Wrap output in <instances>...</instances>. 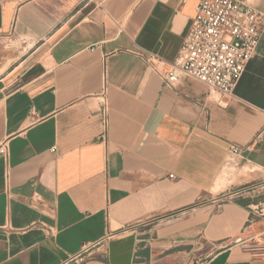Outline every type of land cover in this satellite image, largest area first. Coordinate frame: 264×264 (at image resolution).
<instances>
[{
	"label": "crops",
	"instance_id": "1",
	"mask_svg": "<svg viewBox=\"0 0 264 264\" xmlns=\"http://www.w3.org/2000/svg\"><path fill=\"white\" fill-rule=\"evenodd\" d=\"M198 3L0 0V36L27 47L0 73V264H264L247 193L264 184V38L227 106L147 62L169 68Z\"/></svg>",
	"mask_w": 264,
	"mask_h": 264
},
{
	"label": "built area",
	"instance_id": "2",
	"mask_svg": "<svg viewBox=\"0 0 264 264\" xmlns=\"http://www.w3.org/2000/svg\"><path fill=\"white\" fill-rule=\"evenodd\" d=\"M263 38L262 11L239 0H199L196 15L175 61L169 68L157 56L147 62L166 86L176 89L183 80L193 79L217 93L221 105L227 106ZM100 99L101 138L107 141L110 107L106 82ZM230 151L233 154L241 152L237 147ZM253 240L260 242L257 248L260 252L256 256L264 259V231Z\"/></svg>",
	"mask_w": 264,
	"mask_h": 264
},
{
	"label": "rangeland",
	"instance_id": "3",
	"mask_svg": "<svg viewBox=\"0 0 264 264\" xmlns=\"http://www.w3.org/2000/svg\"><path fill=\"white\" fill-rule=\"evenodd\" d=\"M26 52L27 47L18 39L0 36V58L2 63V70H0V73L4 72L10 65L18 61ZM262 183L263 181L251 184L249 186V190H247L249 197H254L256 203L257 200L258 202H263V205H260L258 208H254L256 215H258L260 219H264V184ZM254 185H256V187H253ZM259 244L260 242L251 240L248 245L249 248L256 254L260 252L257 251Z\"/></svg>",
	"mask_w": 264,
	"mask_h": 264
}]
</instances>
